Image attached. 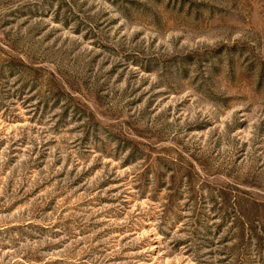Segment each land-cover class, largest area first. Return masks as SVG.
<instances>
[{"label": "rangeland", "instance_id": "374dc122", "mask_svg": "<svg viewBox=\"0 0 264 264\" xmlns=\"http://www.w3.org/2000/svg\"><path fill=\"white\" fill-rule=\"evenodd\" d=\"M0 264H264V0H0Z\"/></svg>", "mask_w": 264, "mask_h": 264}]
</instances>
